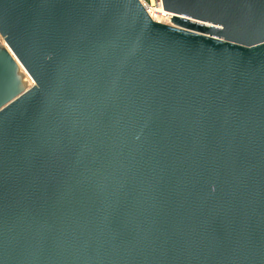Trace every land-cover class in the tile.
Returning a JSON list of instances; mask_svg holds the SVG:
<instances>
[{
    "label": "water",
    "instance_id": "water-1",
    "mask_svg": "<svg viewBox=\"0 0 264 264\" xmlns=\"http://www.w3.org/2000/svg\"><path fill=\"white\" fill-rule=\"evenodd\" d=\"M162 5L0 0V264H264V0Z\"/></svg>",
    "mask_w": 264,
    "mask_h": 264
},
{
    "label": "built area",
    "instance_id": "built-area-1",
    "mask_svg": "<svg viewBox=\"0 0 264 264\" xmlns=\"http://www.w3.org/2000/svg\"><path fill=\"white\" fill-rule=\"evenodd\" d=\"M139 2L153 20L166 24L171 23L172 14L164 11L162 0H139ZM0 43L5 45L1 37Z\"/></svg>",
    "mask_w": 264,
    "mask_h": 264
},
{
    "label": "bare ground",
    "instance_id": "bare-ground-1",
    "mask_svg": "<svg viewBox=\"0 0 264 264\" xmlns=\"http://www.w3.org/2000/svg\"><path fill=\"white\" fill-rule=\"evenodd\" d=\"M26 77V80L28 79V77L27 76H25Z\"/></svg>",
    "mask_w": 264,
    "mask_h": 264
},
{
    "label": "rangeland",
    "instance_id": "rangeland-1",
    "mask_svg": "<svg viewBox=\"0 0 264 264\" xmlns=\"http://www.w3.org/2000/svg\"><path fill=\"white\" fill-rule=\"evenodd\" d=\"M27 81H28V79H27Z\"/></svg>",
    "mask_w": 264,
    "mask_h": 264
}]
</instances>
